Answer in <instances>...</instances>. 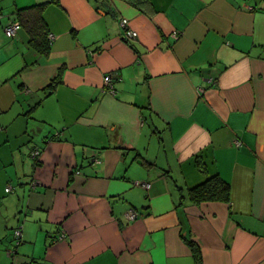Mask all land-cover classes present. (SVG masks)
I'll list each match as a JSON object with an SVG mask.
<instances>
[{
    "label": "crops",
    "instance_id": "0c3cea01",
    "mask_svg": "<svg viewBox=\"0 0 264 264\" xmlns=\"http://www.w3.org/2000/svg\"><path fill=\"white\" fill-rule=\"evenodd\" d=\"M37 4L46 54L4 34ZM213 174L229 200L192 201ZM187 241L264 264V0H0V264H194Z\"/></svg>",
    "mask_w": 264,
    "mask_h": 264
},
{
    "label": "trees",
    "instance_id": "16d2710c",
    "mask_svg": "<svg viewBox=\"0 0 264 264\" xmlns=\"http://www.w3.org/2000/svg\"><path fill=\"white\" fill-rule=\"evenodd\" d=\"M44 4H37L17 10L15 19L19 24L26 28L29 34V42L42 54H46L50 47L48 30L43 19L42 9ZM56 77L52 79L55 83ZM50 84V86H52ZM198 162V161H197ZM201 168V166H200ZM189 198L194 202L201 201H228L229 184L217 174L210 175L203 182L188 189ZM194 258V264H201V256L198 247L192 242L187 241Z\"/></svg>",
    "mask_w": 264,
    "mask_h": 264
},
{
    "label": "built area",
    "instance_id": "2783aa9c",
    "mask_svg": "<svg viewBox=\"0 0 264 264\" xmlns=\"http://www.w3.org/2000/svg\"><path fill=\"white\" fill-rule=\"evenodd\" d=\"M19 22L17 20H13L11 21L7 26H5L4 28V34L7 36V37H12L15 35L16 33V30L17 28L19 27ZM120 25L125 28V34H126V37L128 39H134L136 38L137 36V33L128 27V21L126 18H121L120 20ZM48 39L49 41L51 42L54 38V35L52 33H48ZM173 36L176 37V34L173 33ZM103 83H104V86H103V90L108 92V93H111V94H114V89H113V85H112V78H111V74H106L104 75L103 77ZM235 146H239L240 145V141L238 139H236L234 142ZM31 157L36 159L39 154H40V150L38 148H34L32 151H31ZM93 162H98V160L95 158L92 160ZM139 184L140 186H142L143 188H147L148 187V184L146 182H141V183H137ZM31 187H35V181H33L31 183ZM6 190H10V187H7ZM140 215V213L134 209V208H129L126 213H125V217L127 220H135L138 216ZM14 234H15V238L16 240L19 239V236H20V227L16 228L15 231H14ZM63 234H61V236H59L58 238H62Z\"/></svg>",
    "mask_w": 264,
    "mask_h": 264
}]
</instances>
